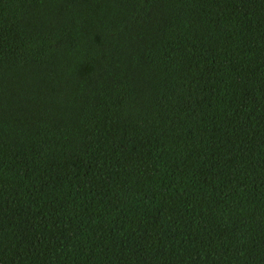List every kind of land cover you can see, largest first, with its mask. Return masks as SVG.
<instances>
[{"label": "trees", "instance_id": "obj_1", "mask_svg": "<svg viewBox=\"0 0 264 264\" xmlns=\"http://www.w3.org/2000/svg\"><path fill=\"white\" fill-rule=\"evenodd\" d=\"M0 264H264V0H0Z\"/></svg>", "mask_w": 264, "mask_h": 264}]
</instances>
